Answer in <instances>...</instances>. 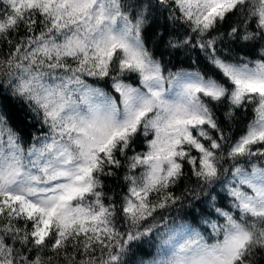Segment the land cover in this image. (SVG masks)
Instances as JSON below:
<instances>
[{
  "label": "snow or ice",
  "instance_id": "6c2138e0",
  "mask_svg": "<svg viewBox=\"0 0 264 264\" xmlns=\"http://www.w3.org/2000/svg\"><path fill=\"white\" fill-rule=\"evenodd\" d=\"M0 49V264H264V0H0Z\"/></svg>",
  "mask_w": 264,
  "mask_h": 264
},
{
  "label": "trees",
  "instance_id": "16d2710c",
  "mask_svg": "<svg viewBox=\"0 0 264 264\" xmlns=\"http://www.w3.org/2000/svg\"><path fill=\"white\" fill-rule=\"evenodd\" d=\"M5 49H0V53H2ZM195 56V54H193ZM169 59V56L165 54L164 60L167 61ZM173 68V70H176L178 68H188L189 63L187 60L184 59V57H180V60L177 61L175 57H172V64L169 65ZM5 111L8 115L9 123L16 128L18 131L21 132L22 135L25 136V138H28L29 133L37 132V129L39 128V125L36 124L35 127H33V124L35 121L32 119L31 113L27 110V108L16 101H8L6 102ZM242 129V125L237 128L236 134H240V131ZM139 150V149H138ZM106 183L109 185L111 189H116V184L112 180L106 181ZM182 191V188L176 189V194L179 195ZM170 219L168 221L169 224L173 223V220H177L178 222H181L184 219L191 220L190 217H185L183 212H177L176 210H172L170 213H168ZM163 230V228H161ZM156 249L155 247H149L147 244L143 245V251L140 253L143 257V259L148 260L153 255H155Z\"/></svg>",
  "mask_w": 264,
  "mask_h": 264
}]
</instances>
